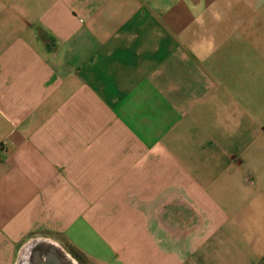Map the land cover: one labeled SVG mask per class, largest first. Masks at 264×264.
I'll return each mask as SVG.
<instances>
[{"label": "crops", "instance_id": "crops-1", "mask_svg": "<svg viewBox=\"0 0 264 264\" xmlns=\"http://www.w3.org/2000/svg\"><path fill=\"white\" fill-rule=\"evenodd\" d=\"M35 240L264 264V0H0V264Z\"/></svg>", "mask_w": 264, "mask_h": 264}, {"label": "water", "instance_id": "water-1", "mask_svg": "<svg viewBox=\"0 0 264 264\" xmlns=\"http://www.w3.org/2000/svg\"><path fill=\"white\" fill-rule=\"evenodd\" d=\"M70 262L71 258L57 244L35 240L22 249L18 264H70Z\"/></svg>", "mask_w": 264, "mask_h": 264}]
</instances>
